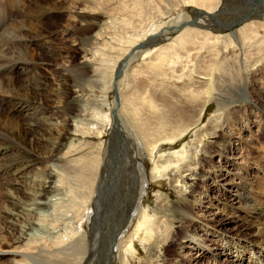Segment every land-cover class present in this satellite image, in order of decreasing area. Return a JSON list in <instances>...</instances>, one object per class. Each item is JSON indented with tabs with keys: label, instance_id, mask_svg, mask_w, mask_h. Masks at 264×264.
Masks as SVG:
<instances>
[{
	"label": "bare ground",
	"instance_id": "6f19581e",
	"mask_svg": "<svg viewBox=\"0 0 264 264\" xmlns=\"http://www.w3.org/2000/svg\"><path fill=\"white\" fill-rule=\"evenodd\" d=\"M129 1L134 4H128ZM145 5L148 10L142 8ZM100 11H107L113 26H118V23L112 17L121 12L130 15L138 11V15L141 13L142 18L148 19H144L145 25L136 24L130 16L127 25L139 29L137 34L126 37L124 32L111 43L117 48H100L90 58L96 66L102 62L113 64L111 71L115 74L112 83L116 101L113 114L116 118L111 134L116 136L117 146H112V161L118 162L122 168L121 162L128 163V170H132L133 177L139 180L136 184L140 193L132 199L136 206L132 209L127 207L124 212L132 215L139 212L149 183L159 186L167 182L172 190L186 192V177L194 175L201 166L202 157L198 158V150L208 146L205 143L209 138L221 135L230 138L228 131L225 133L223 129L224 118L229 117L232 93L244 98L249 95L243 76L258 73L257 86L261 91L257 90L261 106H257L258 112L254 114L256 120H242L241 126L252 134V138L245 140L246 155L240 154L233 159L232 166L236 168L233 170L238 168L242 173L227 171L233 178L229 184L232 188L231 206H227L231 210L229 215L221 208L218 212L206 214L213 208L209 201L214 200L212 190L207 187L206 193L196 196L190 206L187 201L173 211L180 227L170 239L172 229L168 218H171L172 211L164 192L159 191L157 210L149 211L147 208L143 211L137 225L121 243V237L119 240L116 235L115 214L122 206L113 203L117 200L116 192L111 203L117 206L110 207L108 211L114 212V216L107 220L111 227L107 233L112 237L107 241L109 247L103 263L102 249L98 250V257L97 244L87 240L88 233L83 223L95 194L100 195L109 182L107 166L110 161L104 160L101 148L95 147L92 151L80 139L78 144H72L61 155L69 130L66 124L60 125L47 114L50 109L45 100L48 97L59 100L58 112L66 123L76 117L78 110L74 102L69 101L64 85L82 81L86 66L73 64L70 57L65 56L58 69L59 76H56L48 68L51 63L40 53V49L52 43L54 35V31L44 29L42 21L45 18L66 13L70 23L84 24ZM93 30L86 26L81 33L84 35ZM83 37L79 38V43L84 41ZM141 44L150 46L140 48ZM68 49L67 52L70 51ZM138 60L142 61L140 66L143 68L132 67ZM118 65L121 70L116 71ZM21 77L23 81L17 82ZM175 79L183 82L182 87L174 86L175 83L167 84ZM100 82L107 93L111 86L108 78L105 76ZM212 103L217 105L215 114L208 123V130L201 132ZM249 103L254 106L252 100ZM86 108L88 114L94 115L82 116V132L76 133L86 139L93 137L95 131V138L103 148L105 142L101 140L111 114L104 117L102 107ZM22 115L25 117L21 119ZM190 134L193 141L188 143L189 146L174 150ZM260 143H264V0H0V264H134L132 259L139 253L138 247L149 250L155 240L158 247H163L166 242L170 245L183 238L190 239L185 234L188 228L196 234L206 232L200 249L191 257L198 263L208 257L202 250V245L210 241L208 236L212 233L223 236V226L227 221L245 222L246 230L253 232L233 236L231 240L225 237L219 243L211 241L220 246L229 244V247L223 245L222 251L213 253L215 257L225 255L232 259L235 256L233 261L236 262L226 260L208 264H258L244 262L243 253L250 249L264 257V149L259 147ZM207 146L203 148V154H213L209 149L215 146L214 143L209 144V149ZM164 148L170 152L160 155ZM217 149L216 157L224 159L225 148ZM85 150L88 152L80 156V152ZM118 153L124 159L116 157ZM64 159L78 164L79 169L85 163L88 171L82 172L79 179L86 191L82 204L74 201L81 200L80 197L69 195L71 203L65 209L68 218L64 224L71 225V229L66 234L59 232L57 236L60 237L54 238L55 221L46 220L40 212L58 191L55 180L66 174L57 165ZM141 159L154 164L150 173L146 172V163ZM222 166L209 164L210 181L219 182L217 179L223 172ZM71 193L76 194V191ZM202 195L205 200L199 197ZM122 212L119 211L121 215ZM220 215L227 218L219 221ZM131 220L123 228V233L130 227ZM44 223L48 230L46 236L41 237L40 226ZM103 238L106 239L105 236ZM234 240L237 241L235 245ZM101 246H104L103 242ZM154 251H148L152 258L157 256ZM178 257L182 260L175 264H185V256ZM143 264L151 263L145 260Z\"/></svg>",
	"mask_w": 264,
	"mask_h": 264
},
{
	"label": "rangeland",
	"instance_id": "374dc122",
	"mask_svg": "<svg viewBox=\"0 0 264 264\" xmlns=\"http://www.w3.org/2000/svg\"><path fill=\"white\" fill-rule=\"evenodd\" d=\"M128 4H134L132 2H128ZM144 10H148V7L145 5L142 7ZM139 8V9H142ZM138 9V10H139ZM187 8L185 7V10ZM88 11H94L93 9H89ZM98 13L95 15L93 14V17H95L92 20H87L84 22H71V19H68V15L66 13H56L52 15L51 17H48L47 19L45 18L42 23L43 26L45 27L47 31L52 30L54 31V35L52 36L51 40L52 43L50 45H47L45 48L40 49V53H42V57L46 59L47 62H50V66H48L49 69L55 74L56 76L58 74V69L61 66V63H64L65 61V56H69L70 60H72L73 64H83L86 66L85 68V76H83V80L77 83H70L69 85H64V90L68 92V99L69 101H73L76 110H78V113L76 114V117H74L71 120H68L67 123L64 120V117L62 116L61 112H58L60 108V103L59 100L56 98H46V105L50 110H48V115L55 118L57 123L60 125L66 124L68 127V136L67 139L64 141V147L61 155L65 152H67L72 144H78L81 140V142H85V145L89 146L92 151H95V147L101 148L102 149V156L104 157L105 161H110V164L107 166L108 168V184L103 187L105 189L104 191H101L100 195L95 194L94 200L90 202V205L88 206V213H87V218L85 222L83 223V227L85 229V232L88 233L87 240H90L92 242H96L97 247L95 248L96 250V255L98 256V250L102 249V255L104 254V258L102 263L105 260L106 253H107V248L109 247V243L107 242L108 240L111 239L112 236H110L107 232L108 230L111 229V227L107 224V220L109 217L114 216L113 213H109L110 207L115 208L117 205H114L111 203L112 198L115 193L117 192V200L113 203H118L120 212H122V215L119 213V211L116 212L115 218L117 220V229H116V235L117 238L120 240L121 237V243L122 241L126 240V237L129 236L131 231L134 229V227L137 225V222L139 220L140 215L145 211L147 208L149 211L157 210L158 207V201H157V194L159 195V191L164 192V197L166 202L170 205V210L172 213L168 214L170 215L171 218H168V221H171V229L170 230V239L172 238L173 234L176 233L178 230V227H180V224L175 220L176 213L175 211L178 207L181 205H185V203L188 201L189 206L190 202L193 203L195 200L196 196L200 195L201 192H205L207 190V187L212 190V197L214 200L209 201V204L213 207L211 210L206 211V214L211 211L213 212H218V208H221L224 210L225 213L231 212L227 206H231V193H232V188L229 186V184L232 182V176L227 173V171L232 172V170L235 168L233 164V159L238 156V155H246V149L245 147V140L247 138H252V134L247 132L245 128H243L242 125V120L245 119H250V121H255V116L254 114L258 112L257 106H261V103L259 101V96L257 94L258 86H257V79H258V73L255 75H245L243 76L245 85L248 87V93L249 95L247 98L241 95L233 94L232 93V102L230 106V112L228 119L224 118V127L223 129L225 130L224 132L226 133L228 131L230 138H225L222 135L217 138L211 139L209 138L205 144H211L214 143V147H208L209 151L212 152L213 154H203V146L198 150L199 157H202L201 161V166H199V169L195 172L194 175H189L186 178L187 179V188L186 192H180V191H175L172 190L171 186L169 183L166 182V184L159 185L157 184H150V180L148 181V188L147 192L145 194V197L143 198V203L140 205L141 208L138 213L132 215V213L129 212H124L125 208H135L136 204L132 202L133 198H137L140 191L137 188V181L138 178L136 179L133 177L132 170H128L127 164L128 163H123L121 162L120 164L124 165V168H122L120 165H118V162H113L112 161V146H117V141H115L116 136L111 134L112 127L114 126L113 121H115L116 116L113 114L114 112V102L115 97H114V86L112 83V79H114L115 74L113 75V72L111 71V68L113 67V64H104L102 62L101 65H95L93 61L90 60V58L96 53L97 50H100V48H117L115 45H111L113 41H115L118 37L123 36V33L125 32L126 37L132 36V34H137V31L139 29H134L132 27H129L127 25V19L130 17V19L136 23V24H146L148 19H145L146 17L143 16L138 11L136 12H131V14H127L124 12H121L120 14L118 13L114 18L118 26H113V24L110 22V16L109 14H106V12ZM61 14V15H60ZM176 17V14L174 15ZM67 19V20H66ZM145 19V20H144ZM70 20V21H69ZM126 20V22H125ZM68 21V22H67ZM145 22V23H144ZM38 23H41L40 21ZM75 25H74V24ZM86 23V24H85ZM69 24V25H67ZM72 24V25H71ZM67 25V26H66ZM88 27L89 30L94 29L91 32H88L87 34H82L81 29ZM67 31H66V29ZM76 28V29H75ZM78 28V29H77ZM62 29V30H61ZM64 30V31H63ZM77 30V31H76ZM125 30V31H124ZM137 30V31H136ZM60 31V32H59ZM57 32V33H56ZM63 32V33H62ZM75 35V36H74ZM83 37L84 41L79 43V38ZM78 38V39H77ZM117 39V40H118ZM6 41V40H5ZM116 42V41H115ZM8 43V42H7ZM74 44V45H73ZM118 46H119V41H118ZM162 45V44H161ZM160 46V45H159ZM69 48L66 51V49ZM221 48V47H220ZM100 53V52H99ZM71 54V56H70ZM110 58V57H109ZM62 59H64L62 61ZM141 60H138L134 62L132 67H137V68H143L141 65ZM109 65V66H108ZM100 67V68H99ZM260 68V67H259ZM117 70H121L120 66L118 65L116 68ZM115 71V73H116ZM255 71V70H254ZM108 78L109 85L111 84L110 88L107 90V93L103 91L102 84L100 82L101 79L104 77ZM204 81L203 78H198ZM61 80V79H59ZM165 80L168 81L165 77ZM23 81V78H19L17 82ZM166 83V82H165ZM175 83L174 86H178L179 88L182 87L183 82L179 81L177 79L173 80L171 83L167 84H172ZM256 83V84H255ZM164 86V85H163ZM169 86V85H168ZM177 88V87H176ZM178 88V89H179ZM115 89V88H114ZM260 91V90H259ZM261 92V91H260ZM237 97V98H236ZM251 97V98H250ZM237 99V100H235ZM48 100V101H47ZM52 100V101H51ZM55 100V101H54ZM247 100V102H246ZM250 100L254 103V106L252 107V103H249ZM254 100V101H253ZM54 101V102H53ZM50 105H49V104ZM251 105V106H250ZM58 106V108H57ZM91 107V109H96L97 107H102V109L105 111L103 112L104 117L107 114H111V120L109 124L106 127V130L103 134V140L101 142L104 143V147L100 146V142L96 137V132H93V137H89L84 139V137L81 134L76 133V131H80L81 125H80V119L81 117L85 115H89V117H92L94 114L93 113H87V108L86 107ZM95 107V108H94ZM255 107V108H254ZM217 105L215 103H212V105L209 107V109L206 112L205 119H204V124L201 127V132L204 130H208L207 126L210 120L213 118L215 111H216ZM114 109V110H113ZM252 110V111H251ZM50 113V114H49ZM58 115V116H57ZM113 115V116H112ZM250 115V116H249ZM225 115L224 117H226ZM21 119L24 118L25 116H20ZM113 124V126H112ZM230 130V131H229ZM256 130L254 129V132ZM82 132V131H80ZM224 134V133H223ZM234 134V135H233ZM257 134V132H256ZM192 134H190L185 141L177 145L178 150L181 148H185L186 146H189L188 143H191L193 141V138L191 137ZM260 139H262L261 135H257ZM113 137V138H112ZM80 139V140H79ZM260 142H263L262 140ZM229 143H231L229 145ZM93 144V145H91ZM222 146V147H221ZM263 147L264 149V143H260L259 147ZM217 147L220 148H225L223 152L224 159L216 157V152H218ZM39 148H42L39 146ZM206 148V147H205ZM222 149V150H223ZM226 149H229L226 151ZM83 150V149H82ZM81 150V151H82ZM171 150V151H174ZM87 150L80 152V156L83 155V153H87ZM91 152V150H90ZM170 152L167 148H164L160 152V155H164L165 153ZM200 152V153H199ZM207 156V157H206ZM116 157H119L120 159H124L123 156L118 153ZM189 157V156H188ZM75 158V157H74ZM191 157H189L190 160ZM238 158V157H236ZM119 159V160H120ZM73 160V158H72ZM75 160V159H74ZM142 161H145L144 159H141ZM188 160V161H189ZM146 163V172L150 173V171L153 169L154 164L152 165L149 163V161H145ZM223 163V164H222ZM226 163V164H224ZM209 164L215 165L219 167L220 165H223L221 168H223V172L221 171L220 174L221 176L217 179L219 182H215L209 178L211 177L209 175L208 167ZM58 167H62L63 172H65V175H61V179H56L55 180V187L58 189L57 193H55V197L52 199L50 203H48L44 209L40 212V214L43 216V218H47L46 220H54L55 221V226L56 228L54 229V238L55 237H60L57 236L59 232H64L63 234H66V231L68 229H71V225H66L64 224V220L68 218V214L66 212V208L68 207L67 205L70 202V196L69 195H74L77 197H80V199H75V202H79L80 204L83 203L82 197L85 194V187L80 181V176L82 172H87L88 170L85 167V163L81 164V167L79 169V165H74L71 163L70 159H64L61 160L57 163ZM41 166V165H40ZM39 166V167H40ZM37 167V166H36ZM38 167V168H39ZM117 168V169H116ZM210 168V167H209ZM79 169V170H78ZM132 169V168H131ZM236 169V168H235ZM204 170V171H203ZM236 173H242V171L238 170H233ZM211 174V173H210ZM118 175V176H117ZM104 176V174H103ZM116 177V181H114ZM217 177V176H216ZM119 179V180H118ZM118 180V181H117ZM125 180V181H124ZM129 181V182H128ZM129 183V184H128ZM137 183V184H136ZM128 184V185H127ZM222 186H224L223 189ZM76 191V194L71 193L73 190ZM100 188V187H99ZM183 189L184 186H183ZM108 190V191H107ZM123 191V192H122ZM214 191V192H213ZM190 192H193V194ZM224 192V193H223ZM121 193V194H119ZM169 195L171 198H169ZM204 199V195L199 196ZM99 198V202L97 203V199ZM116 198V197H115ZM207 200V199H206ZM121 202V203H120ZM123 202V205H122ZM211 202V203H210ZM179 205V206H178ZM173 209V210H172ZM115 210V209H114ZM118 210V209H117ZM194 212V211H193ZM108 213V214H107ZM156 213H158L156 211ZM192 211L190 210V214ZM86 215V214H85ZM92 216V219L89 218V216ZM46 216V217H44ZM48 216V217H47ZM164 215H162L163 217ZM168 217V216H167ZM230 217V216H228ZM244 217V215H242ZM132 218V223H130V227L127 229L125 233H123V228L127 225H129V219ZM227 216L225 215H220L217 220H224L226 219ZM110 220V219H109ZM227 221V220H226ZM242 223V224H241ZM245 222H240L237 221L235 223H229L227 221V224L223 226V231L224 234L223 236L220 235V233H213L208 236V239L210 241H207L204 245H202V250L208 255L206 259H201L200 261L193 262L192 258L193 255L196 253L197 249H200V243L203 242L202 239L204 233L206 232H200L199 234H196L194 230H191L192 228H188L185 230V234L187 236H190V239H181L179 242L172 243L170 245H167L168 242H166L165 246L163 247H158L159 243L153 241L149 247V250H155L153 254L156 253V258L155 257H150L149 256V250H145L141 247H138L139 253L134 257V264H143V262L149 261L151 264H175V262H178L179 260H182V257L179 258V255H184L186 260L185 264H208L210 262H222V261H228V260H236V257H232V259H228L225 255L220 256L219 258L215 257L213 253H217L219 251H222L221 248H223V245L226 247H229V244L222 243V246L219 244H214L215 241L216 243H219V240L221 242V239L227 238V240H231L233 236L237 237V235H246V234H252V230H246V227L248 228L247 224H243ZM241 224V225H240ZM244 225V227L242 226ZM46 223L44 225L40 226V231L41 234L40 236H46L47 232V227ZM239 226V227H238ZM74 227V226H73ZM188 231V232H187ZM222 231V232H223ZM72 230H70L68 233L70 234ZM175 232V233H174ZM39 233V232H38ZM67 233V234H68ZM103 236L106 237V239L103 238ZM220 236V237H219ZM192 237V239H191ZM205 237V236H204ZM174 241H177L174 239ZM234 244L237 242L234 240ZM104 244V246H101V244ZM112 242L111 244H113ZM169 244V243H168ZM155 247H154V246ZM246 246V244H242ZM241 246V245H239ZM111 248V245H110ZM157 248V249H156ZM216 248V250H214ZM213 249V250H212ZM242 249L244 247L242 246ZM109 255V254H108ZM245 259L244 262L247 263H252V262H258V264H264V257L261 258L255 251H251L250 249H246L243 253ZM99 257V256H98ZM151 259V260H150ZM172 259V260H171ZM262 260V261H261ZM168 262V263H167ZM236 262V261H233ZM231 263V262H230Z\"/></svg>",
	"mask_w": 264,
	"mask_h": 264
},
{
	"label": "water",
	"instance_id": "95a60500",
	"mask_svg": "<svg viewBox=\"0 0 264 264\" xmlns=\"http://www.w3.org/2000/svg\"><path fill=\"white\" fill-rule=\"evenodd\" d=\"M148 46H150V45H148V44H141L140 45V48H149ZM115 94H117L116 91H115Z\"/></svg>",
	"mask_w": 264,
	"mask_h": 264
}]
</instances>
